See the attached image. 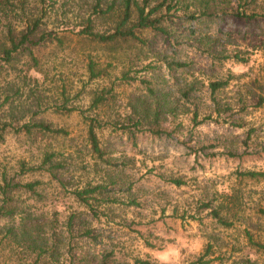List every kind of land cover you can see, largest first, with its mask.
<instances>
[{"label":"rangeland","instance_id":"rangeland-1","mask_svg":"<svg viewBox=\"0 0 264 264\" xmlns=\"http://www.w3.org/2000/svg\"><path fill=\"white\" fill-rule=\"evenodd\" d=\"M18 1L10 20L0 21L1 36L7 24L19 33L41 17L42 32L57 34L64 45L33 48L37 68L27 52L0 71V123L19 128L42 122L68 135L3 134L0 208L5 180L21 188L40 185L34 192L9 191L6 206L16 215L0 217V264H68L83 252L113 253L115 264H192L210 245L208 264H264V252L249 241L264 245V104L258 105L264 93V0H169L179 3L165 16L167 34L145 30L138 34L144 44L123 41L117 47L79 42L98 0H22L24 19L16 17ZM101 1L106 9L114 0ZM115 25L110 17L95 21L99 32ZM237 52L247 64L225 60ZM90 55L105 71L98 79L87 71ZM212 81H229L216 102ZM102 94L107 101L91 110ZM64 102L113 125L96 130L103 158L93 151L79 112L55 111ZM156 108L163 110L160 127L152 115ZM51 153L60 164L53 173H23L24 164L39 166ZM247 172L258 175H242ZM99 186L93 210L75 195ZM219 207L230 228L213 217ZM26 214L47 225L45 242L55 248V258L47 253L37 260L38 251L26 253L6 236ZM87 228L97 242L85 236Z\"/></svg>","mask_w":264,"mask_h":264},{"label":"trees","instance_id":"trees-1","mask_svg":"<svg viewBox=\"0 0 264 264\" xmlns=\"http://www.w3.org/2000/svg\"><path fill=\"white\" fill-rule=\"evenodd\" d=\"M118 0H114L106 9L102 7V1L98 0L97 4L94 6V10L86 22V26L78 33V38L80 43L86 44H98L100 46H114L117 47L119 42H137L144 44V41L139 37V32L145 30H152L153 32H159L167 34L163 22L166 19V15H169L170 12L175 9L179 2H176L175 5H172L173 2L169 0H162L157 5H152L151 0H121V3L116 5ZM20 9L16 17L17 19H24L26 15L25 8L23 7L24 2L22 0L18 1ZM15 4L14 0H0V21L10 20V14L15 13ZM165 9L166 12H162ZM203 15L206 12L202 13ZM243 16L246 14H242ZM95 16V19L92 17ZM110 17L114 19L116 23L115 27L111 32H99L96 31L95 21L96 19H103ZM247 17V16H245ZM19 21V20H18ZM42 19L33 18L31 21H27L26 28L23 31L17 33L16 30L10 25L7 24L8 32L6 35H0V71L3 70L6 66H13L17 62L18 58L27 52L31 56L33 61L32 68H37L39 65L38 59L34 56L33 48L43 47L47 44H56L57 46L64 45V39L53 32H45L41 30ZM1 34V33H0ZM89 62L87 64V71L90 74V79H98L104 76L105 71L100 70V65L95 61V59L90 55ZM234 60L239 64H247L249 60L242 58L240 52L235 53L234 56H227L225 60ZM170 66L185 68L186 64L181 62H171ZM126 78V76H125ZM229 81H212L209 84V90L213 102H216V95L222 89L226 88ZM250 94L253 91H249ZM255 95V94H254ZM104 94L96 97L90 107L91 110H98L104 103L107 101ZM8 102L9 99L7 98ZM242 101V98H241ZM258 105L263 106L264 104V93L260 96L258 100ZM229 108H227L228 110ZM231 109V108H230ZM242 107L240 110H244ZM56 112L62 113H74L79 112L82 115L87 124H88V138L92 146V149L100 157H104L102 148L100 147V142L97 136L96 130H104L108 126H113L109 122H103L98 118L87 117L85 116V111L78 108H70L67 106V102L62 103L61 105L55 106ZM219 111V109H217ZM154 122L158 127L161 126V118L163 116V110L156 108L152 113ZM199 112L196 110L193 115V122L195 125L198 124ZM13 129L16 133L24 132L27 135H33L36 131L43 136L46 135H64L67 136L68 133L63 129H54L50 124H45L42 122L36 123H26L16 127L15 124L4 122L0 123V140L3 139V134L8 130ZM56 154H46L45 159L39 166H27L23 165V173L31 174H40L53 173L54 169H58L60 164H55L54 157ZM245 177H256L258 173L256 172H247L242 174ZM176 185L181 186L182 182L176 180L174 182ZM40 185V182L28 183L22 186V188L27 189L30 192H34L36 187ZM19 184L11 185L5 180V186L1 188L2 194L4 196L3 206L0 208V217H13L16 215V211L6 206L8 203H11L9 191L22 189ZM102 188L95 187L93 189H84L83 191H77L75 193L76 197L85 204V206L93 210V205L91 200L96 201L93 194L99 192ZM97 195V194H96ZM204 209H211L210 204H204ZM213 217L218 221V223L225 228H230L232 223H230L225 217L222 216L223 210L222 207L216 208L211 211ZM96 215V214H95ZM76 216H71L69 220V227L71 229L73 223L75 222ZM41 220L38 218H32L30 214L23 216L17 226H12L7 228L6 236L13 239L21 248L26 252H37V260H39L43 254L49 253L51 257H56L55 248H47L48 244L45 242L46 235L48 234V229ZM85 236L89 238L91 242H97V236L93 234L92 228H87L84 230ZM249 241L255 246L261 249L264 252V245L259 242H254L252 238H249ZM213 255V250L211 245L208 247L206 254L201 257L197 262L192 264H208L204 259ZM113 253H104V252H83L81 254H73L72 258L68 264H115L112 259ZM57 262L59 258H56ZM134 264H170V263H159L153 262L150 260H135Z\"/></svg>","mask_w":264,"mask_h":264}]
</instances>
